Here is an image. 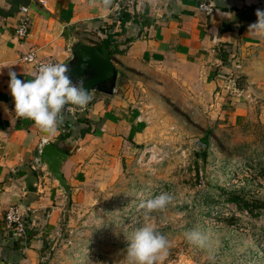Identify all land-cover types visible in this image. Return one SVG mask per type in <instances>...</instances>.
Listing matches in <instances>:
<instances>
[{
    "label": "rangeland",
    "instance_id": "374dc122",
    "mask_svg": "<svg viewBox=\"0 0 264 264\" xmlns=\"http://www.w3.org/2000/svg\"><path fill=\"white\" fill-rule=\"evenodd\" d=\"M230 78L220 103L195 77L134 86L128 135L115 156L88 159L84 179L75 172L69 181L75 194L44 263L126 264V238L143 223L139 205L169 192L173 202L151 214L169 241L160 264H264V53L250 80ZM195 140H205L201 157ZM234 196L242 202L226 201ZM187 231L201 233L204 246Z\"/></svg>",
    "mask_w": 264,
    "mask_h": 264
},
{
    "label": "crops",
    "instance_id": "0c3cea01",
    "mask_svg": "<svg viewBox=\"0 0 264 264\" xmlns=\"http://www.w3.org/2000/svg\"><path fill=\"white\" fill-rule=\"evenodd\" d=\"M200 1L131 0L125 10L129 19L120 31L121 18L112 2L105 8L102 0H29L24 7L30 26L23 39L14 36L18 12L0 16V218L9 206H17L22 214L30 209L23 238L11 241L0 235V264H47L66 203L74 197L68 187L66 198L34 163L42 139L67 152L61 174L68 186L75 172L80 173L78 180L84 179L88 159L117 154L133 119L134 86L152 77L160 79L158 87L195 77L220 103L232 73L246 76V81L253 77L255 59L264 53V36L248 33V26L257 20L255 11L264 10V0H207L214 6L210 15L197 10ZM8 8L0 0V9ZM106 29L115 34L110 60L119 73L120 93H91L86 107L65 106L54 134L15 116L8 72L15 71L22 81L34 73L22 57L33 53L35 61L65 64L75 45L96 44ZM87 38L95 42L87 43ZM84 128L89 132L79 137Z\"/></svg>",
    "mask_w": 264,
    "mask_h": 264
},
{
    "label": "clouds",
    "instance_id": "9594fccd",
    "mask_svg": "<svg viewBox=\"0 0 264 264\" xmlns=\"http://www.w3.org/2000/svg\"><path fill=\"white\" fill-rule=\"evenodd\" d=\"M111 2L102 0L105 8ZM255 16L257 20L248 26V33L264 36V10L257 9ZM69 71L64 63H43L32 73L31 80L22 81L15 71L10 70L8 89L15 116L29 119L41 131L54 134L63 121L62 110L66 105L84 108L92 99L84 87V79L73 82ZM173 200L171 193L162 192L141 202L143 223L126 238V264H160L168 255L169 241L156 231L151 214L164 210ZM185 236L195 245L203 247L205 244L206 238L197 231H187Z\"/></svg>",
    "mask_w": 264,
    "mask_h": 264
},
{
    "label": "water",
    "instance_id": "95a60500",
    "mask_svg": "<svg viewBox=\"0 0 264 264\" xmlns=\"http://www.w3.org/2000/svg\"><path fill=\"white\" fill-rule=\"evenodd\" d=\"M69 68L68 75L73 82L84 79V87L91 93L111 97L117 89L119 73L111 60L102 55L94 45L79 44L71 52L65 63ZM195 151L204 150L206 145L199 140L192 142ZM67 154L53 144L42 139L34 157V163L42 172L54 180L66 198L68 186L61 174V166Z\"/></svg>",
    "mask_w": 264,
    "mask_h": 264
},
{
    "label": "built area",
    "instance_id": "2783aa9c",
    "mask_svg": "<svg viewBox=\"0 0 264 264\" xmlns=\"http://www.w3.org/2000/svg\"><path fill=\"white\" fill-rule=\"evenodd\" d=\"M114 8L118 11L123 9L127 10L131 5V0H112ZM213 4L210 1H200L196 8L204 15H210L213 12ZM17 24L14 28V36L18 39H23L27 36L30 22L28 9L24 6L18 8ZM25 63H30L33 66L34 72L38 69L40 64L43 63H56V61H35L34 54L28 53L21 59ZM30 209L24 208V214L20 213L17 206H9L2 216L0 221V235L11 241H18L25 235L26 219L30 220ZM43 262V259H41Z\"/></svg>",
    "mask_w": 264,
    "mask_h": 264
},
{
    "label": "trees",
    "instance_id": "16d2710c",
    "mask_svg": "<svg viewBox=\"0 0 264 264\" xmlns=\"http://www.w3.org/2000/svg\"><path fill=\"white\" fill-rule=\"evenodd\" d=\"M6 4H8L9 8L8 10L6 11H3L0 9V16L2 17H9V16H12L14 15L17 11H18V8L19 7H22V6H27L28 3H29V0H4ZM118 16L119 18H121V21H120V31H122V26H123V23L126 22L129 17L128 15L125 13V10L121 9L119 10V13H118ZM100 34H102L104 37H102L101 39H98L97 43L94 44V46H96L99 50V52L104 55L106 58L110 59V55H111V52H110V47H111V42H112V39H113V36L115 34H108L107 33V29L106 30H101L100 31ZM79 45V44H77ZM75 45L74 48L77 46ZM89 132V128H84L82 130L79 131L78 135L79 137L83 136L85 133H88ZM200 142L204 143L205 144V140H200ZM206 145V144H205ZM206 149V147H205ZM204 150H199V151H194V154L196 156H203L204 155ZM65 154H67V152L64 151ZM227 202H234V203H239V202H242L241 200L239 201L238 200V197L234 196V197H230L228 199H226ZM243 204V207L246 208L247 204L246 203H242Z\"/></svg>",
    "mask_w": 264,
    "mask_h": 264
}]
</instances>
